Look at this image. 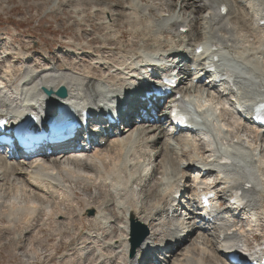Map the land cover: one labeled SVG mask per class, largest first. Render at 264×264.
<instances>
[{
  "label": "bare ground",
  "instance_id": "1",
  "mask_svg": "<svg viewBox=\"0 0 264 264\" xmlns=\"http://www.w3.org/2000/svg\"><path fill=\"white\" fill-rule=\"evenodd\" d=\"M66 1L48 0L43 6H61ZM116 1L73 0L71 10L76 23H86L89 11L85 12L84 7L89 5V15L97 13L98 23L102 26L103 32L98 39L104 37V41L99 48L92 49L89 43H85L74 51H83L91 56L92 63L89 65H75V68H71L60 64L53 67L48 63L49 54L44 52L39 55V61L30 64L25 49L18 45L12 50L9 47L10 40L5 41V45L0 48L3 52L6 50V55L4 53L0 57V115L9 117L8 127L14 125L15 118L20 119L28 113L33 116L34 127H43L54 113L52 99L55 96L45 98L42 89L55 91L58 87H64L66 101L71 102L76 117L87 107L90 112L108 109L114 101L119 102L123 95L130 98L136 95L134 82L147 73L141 75L142 71L164 63L172 64L170 60L175 61V57L188 59V70L182 73L189 74L186 76L190 77L191 83H195L181 85L178 92L186 95L190 105L195 107L198 118L205 108L212 112L209 118H212L211 126L207 125L204 131L197 133L198 138L190 134L185 138L181 136L183 134L176 135L172 128L166 131L161 126H155L154 129L133 126L120 130L119 135L100 141L96 149L87 153L74 152L68 145L64 154L56 155L52 161L35 158L29 163L7 166L0 159V180L3 179L1 182H4L7 189L17 181L15 184L20 183V187H16L19 191L21 189L22 193L26 192L30 197L34 194L35 198L32 196L31 199L35 201L40 198L38 201H46L49 206L40 208L33 201H29L26 207L16 209H4L0 205V216L6 220L3 229L10 231L14 224L20 225L22 230L12 239L21 240L30 231L28 228L32 222L43 218L40 221L42 227L49 220L57 221L60 217L66 221L68 228H76L75 232L69 234L71 243H75L82 235L92 237L88 235L91 231L84 230L88 221L85 220L86 213L89 211L93 212V216L88 222L95 227L99 226L98 231L107 229L122 214V232L116 238L110 236L111 233L102 237L99 232L92 231L95 233L93 241L96 242L90 254H93L95 261L92 260L90 264H119L113 259L119 260L120 257L125 261L123 264H139L142 261L141 255L151 249H161L162 258L158 256V259L165 264H209V260L214 261V264H226L221 249L238 251L241 259H245V256L264 259L261 248L264 245V208L261 206L264 201V133L251 125L256 122L251 115L254 105L264 102V0H165L167 9L174 3L171 13L163 7L158 8L157 3L161 0H153V3L149 0ZM119 6H122V11L118 17L121 16L122 24L128 27L126 32L132 35L136 44L131 54H127L119 41L121 36L117 37V19L112 15V10ZM192 23L196 24L195 35L200 36V40L188 50H181L177 45L187 43L189 24ZM184 28L188 30L181 32ZM6 42H9V46ZM109 43H112L111 47H108ZM198 45H202L203 51L197 55L195 50ZM210 50L212 55L226 56L232 62L231 70L236 73L234 93L242 103L241 108L246 117L244 122L235 120L229 123L230 127L223 125L220 114L225 104V100H222L224 95L215 96L214 89H204L208 87V81L205 80L203 85L200 82L206 79L202 77L201 70L204 68L201 65L209 58ZM9 58L11 61H8ZM13 61L18 64L21 62V68L14 69L16 64L11 63ZM44 63L47 64L41 66ZM215 98L221 99V103L214 101ZM27 108L30 109L25 110ZM163 115L168 116L160 111L159 116ZM157 120L159 124L164 123L158 117ZM243 129L248 134L242 135ZM197 142L203 148L199 153ZM156 143L160 147L153 153L155 149L151 147ZM141 146L145 149L144 153L139 149L136 151ZM141 153L147 157H137ZM183 153L187 154L186 161L181 159ZM153 157L155 166L158 168L161 163L159 169H163L155 182L152 181L153 169L148 170L146 167V159ZM169 163L174 169L167 174L165 164ZM196 163L210 170L208 175L196 179L203 189L206 190L214 183L220 188L217 194L224 196L223 200H227L233 190L243 193L245 205L242 212L250 219L246 226L229 217L231 212L227 213V207L221 210L214 205L217 210L214 214L195 209L198 202L194 201V192L186 181L188 169ZM135 187L143 190L145 203L139 204L132 195ZM91 188L96 191L94 195H81H87ZM148 192L150 194L147 196ZM101 193H104V198ZM79 204L81 208H77ZM188 206V215L191 217L187 218L189 222H184L176 212L180 207L185 211ZM194 209L196 212L192 211ZM73 212L80 224L76 225ZM169 212L173 217L176 215L174 220H167ZM16 213L22 215L21 221L14 217ZM236 213L232 214L237 219ZM130 216L148 229L147 237L132 257L129 256L128 243ZM198 224L206 227L210 233L209 238L204 234L205 230L196 228L201 227ZM262 227L263 232L260 231ZM55 230L58 236H63L59 228ZM247 232L252 233L253 237L248 238L245 234ZM193 233L198 234V241L184 246V242ZM184 234L185 238L182 239ZM256 235L262 238L260 243ZM33 239L34 242L45 244L37 236ZM105 249H112L114 255L110 257ZM162 250H168V253L163 256ZM50 255L55 256V250H51Z\"/></svg>",
  "mask_w": 264,
  "mask_h": 264
},
{
  "label": "rangeland",
  "instance_id": "2",
  "mask_svg": "<svg viewBox=\"0 0 264 264\" xmlns=\"http://www.w3.org/2000/svg\"><path fill=\"white\" fill-rule=\"evenodd\" d=\"M48 0H10L9 2H6V0H0V48L1 46L5 45V41L7 39L10 40L11 45L9 46V42H6V45L11 47L12 50H15L16 47L19 45L22 49H25V51L29 54L26 58L28 59L30 64H34L37 61H39V55L41 53H48L50 58L48 60V63L56 67L60 64L66 65L71 68H75L74 66L78 65H89V63H92L91 56L82 52H74L76 51L77 47L80 45H85V43H89L90 47L92 49L99 48L104 41V37L98 39V36L102 35L101 25H99V15L95 13L93 16L89 15L90 7L89 5H85L84 11L88 13L87 19L85 20L86 23L84 25H80L76 23L75 15L73 16L72 13V6H73V0L66 1L65 5H55L53 7L51 4L47 6H43V3H45ZM62 2V0H58V2ZM88 1V0H87ZM89 1H99V0H89ZM108 3H114L116 0H109ZM153 3V0H149ZM71 2V3H70ZM175 2V1H174ZM194 2V0H192ZM68 3V4H67ZM117 3V1H116ZM115 3V4H116ZM165 0H161L157 3L158 8L163 7V9L171 13L173 10L174 3L172 2L171 8L167 9ZM49 8V9H48ZM51 9V10H50ZM122 11V6H119L117 8H114L112 10V15L117 19L116 27L117 31H119V34L117 37H120L119 41L123 44L127 54H131L135 47V42L133 40V37L131 34L127 33V26L125 24H122L123 21L120 20V15ZM86 15V13H83ZM189 15V11L188 14ZM79 22V21H77ZM122 24V26H121ZM101 26V27H100ZM196 24L192 23L189 24V32L188 37L186 38L187 43L180 46L178 44V47H181V50L189 49L193 43L200 40V36L195 35V28ZM120 35V36H119ZM194 41V42H193ZM83 43V44H82ZM112 43H109L108 47H111ZM161 46L163 47L164 44L161 42ZM4 55L3 49H0V57ZM103 55V53H102ZM84 56V57H83ZM104 56V55H103ZM8 61H11L8 60ZM17 61H21L20 59H17ZM11 63H15L14 61ZM10 63V64H11ZM14 69H20L21 62L15 63ZM47 63L41 64V66H44ZM4 65V63L2 64ZM13 65V64H11ZM183 70H185L183 68ZM96 76L98 75L95 73ZM98 77V76H97ZM188 79L186 76L184 77V81H187ZM187 84V83H184ZM222 100H225L226 102H229L227 98H223ZM214 101H218L221 103V99L215 98ZM225 103V102H224ZM230 108L228 104H224V107L221 111V123L225 126L230 127L229 123L235 122L233 120L231 112H229ZM243 133L248 134L244 129L242 130ZM159 144L152 145L151 148H153L154 152H156L157 149H159ZM198 150L201 152L202 149L199 148ZM142 151V153L145 152L144 147H137L136 151L139 150ZM141 153V154H142ZM137 154V157H144V154ZM187 154L183 153L181 159L183 161H186ZM63 160V159H62ZM179 160V159H178ZM161 164V163H160ZM159 166H162V164ZM164 164V163H163ZM10 164H7L9 166ZM146 167L149 169H153L152 172V181L159 178L162 174L163 169L159 166H155V160L153 158H147L146 159ZM165 168L167 169L165 172H168L167 174L171 173L174 169L172 165L165 164ZM164 168V169H165ZM173 168V169H172ZM159 169V170H158ZM169 169V170H168ZM3 179L0 180V187H2V191H0V205L4 209H16L18 207H26V204L29 201H33L37 203L40 208H47L48 203L46 201L41 202L38 201L40 198L31 199L34 194L30 197L28 193L23 191H20L16 187H20L17 181H14L10 189H7L4 182H1ZM155 182V181H154ZM153 182V183H154ZM149 182L148 184H150ZM14 184L16 185L14 187ZM191 185V182H190ZM13 187V190H11ZM147 187V186H146ZM15 191V193H13ZM18 192V193H17ZM22 193V195H21ZM96 191L94 188H91L88 190L87 195L81 194L84 197H88L89 195H94ZM102 197L104 196V193H101ZM150 193L148 192L147 196ZM132 195H134V198L136 201L140 204L145 203V195L143 193V190H140L139 187H135L132 190ZM27 197V198H26ZM101 197V196H100ZM101 197V198H102ZM220 198H218V201L220 203H224L223 197L219 195ZM35 198V196H34ZM104 198V197H103ZM2 202V203H1ZM4 203V204H3ZM21 203V204H20ZM6 206L4 207V205ZM261 206L264 208V201L261 202ZM226 205L223 204L222 209L225 208ZM63 208V206H62ZM77 208H81V205H77ZM2 210V209H1ZM18 212L17 210H15ZM122 213V212H121ZM120 213V214H121ZM20 213H16L14 217L16 219L22 220V215L20 216ZM74 212L72 214V217L74 216ZM229 215V214H228ZM42 216V214H41ZM38 216V219L39 220ZM92 216L86 213V221L90 220ZM230 217V215H229ZM88 218V219H87ZM121 218L122 214L119 217V219L113 224L108 225L107 229L100 230V227H95L93 224H89L90 222H86L85 229L87 232L91 231L88 235H92V237H88L87 235H82L76 239L75 243H71V237L70 232H75V227L72 229L68 228V225L66 221L64 222L62 218L58 217L56 219L57 221H51L49 220L45 225L42 227L40 221L43 219L41 218L39 221H34L31 224H29V230L27 234L23 236L21 240H15L12 237L17 234V232L22 230L21 226L18 224H14L11 228V230H4L3 226L6 225V220L3 216H0V264H90L92 260L95 261L93 258V254H90L93 250L94 243L96 241H93L95 233L99 232V235L104 237L106 234H110L113 238H116L121 232L122 227L121 226ZM114 219V218H113ZM117 219V218H115ZM76 225L80 224L81 222L76 218H74ZM113 221V220H112ZM120 224V225H118ZM243 224H247L244 222ZM54 225V226H53ZM153 225H157L156 223H153ZM202 225V224H198ZM59 228L63 232V236H58L55 232ZM198 228V227H196ZM70 230V231H69ZM83 230V229H82ZM92 231H94L92 233ZM245 231V230H244ZM260 231L263 232V227L260 228ZM18 232V233H19ZM78 233L80 230L77 231ZM54 233V234H53ZM86 233V232H83ZM206 237L209 234L208 232L204 233ZM246 236L253 237L252 233H245ZM38 237L40 241L45 242V244H40L39 241L34 242L33 237ZM70 237V238H69ZM57 239V241L55 240ZM67 240H66V239ZM262 238H264V233L262 234ZM260 238V239H262ZM198 239V234L193 233L190 235L188 240L184 242V246H189L194 243ZM211 243L213 242L212 239ZM74 244V246H73ZM47 245V246H46ZM70 246V247H69ZM183 246V247H184ZM51 250H55V256L50 255ZM91 251V252H90ZM112 249H105V253L111 255H114V252H112ZM121 258V259H120ZM119 260H115L119 264H123L125 261L122 257H120ZM123 259V260H122ZM209 264H214V261H208Z\"/></svg>",
  "mask_w": 264,
  "mask_h": 264
},
{
  "label": "water",
  "instance_id": "3",
  "mask_svg": "<svg viewBox=\"0 0 264 264\" xmlns=\"http://www.w3.org/2000/svg\"><path fill=\"white\" fill-rule=\"evenodd\" d=\"M43 92L51 97L53 94L60 96L62 98L65 97L66 92L63 88H60L58 91L53 92L52 90L43 89ZM92 215V212H89ZM148 235V229L141 224L138 220H136L133 216L129 218V245H130V257H132L136 251V249L142 244L144 239Z\"/></svg>",
  "mask_w": 264,
  "mask_h": 264
}]
</instances>
